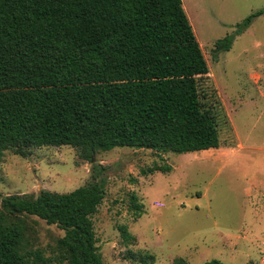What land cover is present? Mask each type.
Returning <instances> with one entry per match:
<instances>
[{
	"label": "trees",
	"instance_id": "16d2710c",
	"mask_svg": "<svg viewBox=\"0 0 264 264\" xmlns=\"http://www.w3.org/2000/svg\"><path fill=\"white\" fill-rule=\"evenodd\" d=\"M184 6L182 0H0V162L8 151L28 157L32 147L44 146L71 145L90 160L116 147L178 154L220 147L217 117L200 93L209 66ZM263 13L238 23L215 53L229 51ZM104 171L95 164L92 180L67 193L0 195V264H104L92 221L106 197ZM132 200L141 217L142 205ZM25 216L65 231L57 257L29 248ZM121 230L132 238L127 227Z\"/></svg>",
	"mask_w": 264,
	"mask_h": 264
},
{
	"label": "rangeland",
	"instance_id": "374dc122",
	"mask_svg": "<svg viewBox=\"0 0 264 264\" xmlns=\"http://www.w3.org/2000/svg\"><path fill=\"white\" fill-rule=\"evenodd\" d=\"M182 1L209 66L200 93L217 117L220 147L186 154L116 147L97 150L94 163L71 145L32 147L28 157L8 151L0 195L71 192L99 164L106 197L92 221L104 264H264V13L229 51L214 50L264 0ZM23 219L29 248L57 257L65 231L37 216Z\"/></svg>",
	"mask_w": 264,
	"mask_h": 264
},
{
	"label": "water",
	"instance_id": "95a60500",
	"mask_svg": "<svg viewBox=\"0 0 264 264\" xmlns=\"http://www.w3.org/2000/svg\"><path fill=\"white\" fill-rule=\"evenodd\" d=\"M91 161H92V163L95 162V153L93 154Z\"/></svg>",
	"mask_w": 264,
	"mask_h": 264
}]
</instances>
